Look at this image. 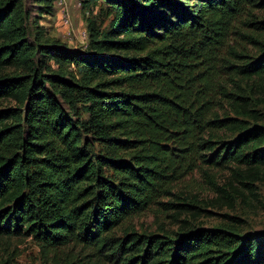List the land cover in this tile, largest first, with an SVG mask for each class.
I'll list each match as a JSON object with an SVG mask.
<instances>
[{"label":"trees","instance_id":"1","mask_svg":"<svg viewBox=\"0 0 264 264\" xmlns=\"http://www.w3.org/2000/svg\"><path fill=\"white\" fill-rule=\"evenodd\" d=\"M57 1L36 0L37 17ZM80 1L112 18L88 22L85 50L31 33L23 0H0V103L17 106L0 109V237H32L47 254L82 246L109 264H264V235L126 225L171 206L160 200L199 163L264 183V119L248 97L264 80L252 14L264 0ZM244 14L251 33L234 31ZM232 33L259 54L230 46L240 62L227 60L221 83L205 65Z\"/></svg>","mask_w":264,"mask_h":264},{"label":"rangeland","instance_id":"2","mask_svg":"<svg viewBox=\"0 0 264 264\" xmlns=\"http://www.w3.org/2000/svg\"><path fill=\"white\" fill-rule=\"evenodd\" d=\"M24 10L29 14L27 20L32 33L35 26L44 27L48 36L60 41L69 48L85 50L88 40V22L95 21L102 29H108L111 17L107 15L105 6L97 4L85 8L80 0H60L56 2L54 15L37 17L36 0H23ZM62 12L69 18V25L62 24ZM110 13V12H109ZM258 21H264V8L252 9ZM236 26L240 33H251L253 27L245 22ZM32 35V34H31ZM89 36V35H88ZM228 45L216 52L205 67L210 68L217 81L224 83L232 72L228 69L227 60L239 64L240 60L230 55V46L239 54L258 56L257 47L236 34L230 35ZM71 70L75 71L72 67ZM6 71L5 74H11ZM256 87L248 92L253 100V109L264 119V80L249 81ZM2 108H17L11 100H3ZM258 125L264 126V121ZM199 168L180 176L170 186V194L160 201L170 204L168 207L152 206L145 212L130 218L127 226L138 233L159 234L162 230L169 233H184L189 230L208 231L212 229H234L243 236L264 235V183L253 181L252 188L245 185L250 180L232 177L228 168H213L199 163ZM181 172V171H180ZM244 182V183H243ZM173 206V207H172ZM0 264H109L104 258L94 256L92 249L71 245L47 254L32 237H0Z\"/></svg>","mask_w":264,"mask_h":264},{"label":"built area","instance_id":"3","mask_svg":"<svg viewBox=\"0 0 264 264\" xmlns=\"http://www.w3.org/2000/svg\"><path fill=\"white\" fill-rule=\"evenodd\" d=\"M64 3V0H60V4H63ZM81 3V2H80ZM61 21H62V24L65 26V27H68L70 21H69V18L67 17V15L62 12V18H61ZM88 40V35L85 34L84 36V41H87Z\"/></svg>","mask_w":264,"mask_h":264}]
</instances>
